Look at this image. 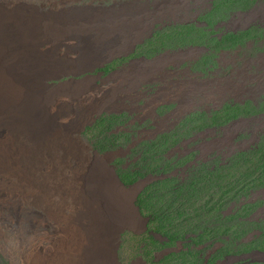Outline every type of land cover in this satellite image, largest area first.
Here are the masks:
<instances>
[{"label":"rangeland","instance_id":"374dc122","mask_svg":"<svg viewBox=\"0 0 264 264\" xmlns=\"http://www.w3.org/2000/svg\"><path fill=\"white\" fill-rule=\"evenodd\" d=\"M0 9L116 22L91 60L80 30L29 47L45 56L32 60L45 67L41 94L57 121L31 139L16 130L19 168L0 175L12 192L0 199V264H92L93 206L104 199L87 182L98 177L123 211L109 264H264V0Z\"/></svg>","mask_w":264,"mask_h":264},{"label":"bare ground","instance_id":"6f19581e","mask_svg":"<svg viewBox=\"0 0 264 264\" xmlns=\"http://www.w3.org/2000/svg\"><path fill=\"white\" fill-rule=\"evenodd\" d=\"M24 13L18 9L9 15L0 9V175L8 172L3 176L19 168L21 151L17 142V128L26 132L31 139L34 131L38 136L48 134L52 124L57 121L56 115H50L47 111L48 104L43 101L41 94L45 67L32 60L41 54L36 53L31 57L32 51L29 47L45 40L57 43L65 37L60 30H80L84 34L74 37L81 44V57L85 61L91 60L103 54L100 45L108 40L106 38L109 30L116 24L103 20L85 21L83 12L62 13L52 18H34ZM96 29L101 30L98 32L105 31L103 38L99 39L98 34H90ZM115 40L113 37L112 42ZM44 57L41 56V60ZM49 57L54 58V55L49 54ZM6 121L9 124H3ZM76 123L77 121L72 123L71 127ZM208 161L209 159L205 162ZM92 177L96 175L92 174ZM99 179L101 177H98V180L90 178L87 182L90 192L99 199H104L103 205L99 200L98 206H93L97 209V213L96 210L93 213L96 223L93 225L94 238L88 246L87 254L92 264H109L112 260L109 236L113 231V222L122 219L123 211L119 215L114 212L112 198L107 195L110 190H107ZM9 195H12L11 191L0 190L1 200Z\"/></svg>","mask_w":264,"mask_h":264}]
</instances>
